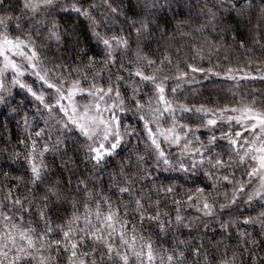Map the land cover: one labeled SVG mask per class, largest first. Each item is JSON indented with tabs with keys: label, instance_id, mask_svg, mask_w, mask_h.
Here are the masks:
<instances>
[{
	"label": "clouds",
	"instance_id": "obj_1",
	"mask_svg": "<svg viewBox=\"0 0 264 264\" xmlns=\"http://www.w3.org/2000/svg\"><path fill=\"white\" fill-rule=\"evenodd\" d=\"M0 264H264V0H0Z\"/></svg>",
	"mask_w": 264,
	"mask_h": 264
}]
</instances>
